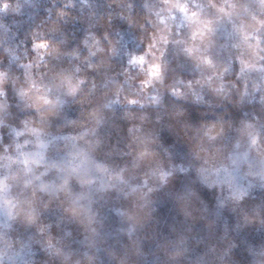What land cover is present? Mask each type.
Masks as SVG:
<instances>
[{"label":"clouds","instance_id":"clouds-1","mask_svg":"<svg viewBox=\"0 0 264 264\" xmlns=\"http://www.w3.org/2000/svg\"><path fill=\"white\" fill-rule=\"evenodd\" d=\"M0 264H264V0H0Z\"/></svg>","mask_w":264,"mask_h":264}]
</instances>
